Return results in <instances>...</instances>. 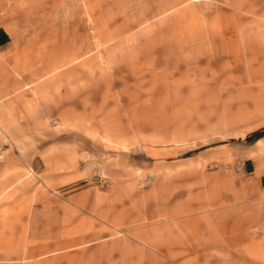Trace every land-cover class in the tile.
Wrapping results in <instances>:
<instances>
[{
	"label": "rangeland",
	"instance_id": "rangeland-1",
	"mask_svg": "<svg viewBox=\"0 0 264 264\" xmlns=\"http://www.w3.org/2000/svg\"><path fill=\"white\" fill-rule=\"evenodd\" d=\"M0 30V264H264V0H0Z\"/></svg>",
	"mask_w": 264,
	"mask_h": 264
},
{
	"label": "crops",
	"instance_id": "crops-1",
	"mask_svg": "<svg viewBox=\"0 0 264 264\" xmlns=\"http://www.w3.org/2000/svg\"><path fill=\"white\" fill-rule=\"evenodd\" d=\"M6 32L4 30H0V52L1 50L4 48V46L7 45L8 43V36H6L5 34ZM0 67H1V59H0ZM4 76L2 75V71L0 69V82L1 80H4ZM3 97H1V92H0V100L3 101L2 99ZM0 101V124L2 125V127L4 125L8 126L9 120L7 119V110H8V103L7 102H1ZM9 135V134H8ZM10 139H12V137L9 135ZM259 141H256V143H258ZM249 143H241L239 145H237V147H235V150L237 151V153L241 152L245 154V151H250L249 150ZM241 162L245 163L247 161V164L249 163L248 161H250V163H253L254 159L251 157H241ZM249 167V165H247V168ZM258 181L264 185V172H261L260 175L257 177Z\"/></svg>",
	"mask_w": 264,
	"mask_h": 264
},
{
	"label": "built area",
	"instance_id": "built-area-1",
	"mask_svg": "<svg viewBox=\"0 0 264 264\" xmlns=\"http://www.w3.org/2000/svg\"><path fill=\"white\" fill-rule=\"evenodd\" d=\"M11 144V140L8 136V134L5 132L4 128L0 124V151L3 148L8 147Z\"/></svg>",
	"mask_w": 264,
	"mask_h": 264
}]
</instances>
